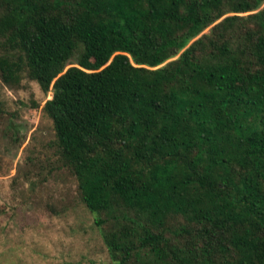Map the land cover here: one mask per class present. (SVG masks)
Wrapping results in <instances>:
<instances>
[{"label":"trees","instance_id":"16d2710c","mask_svg":"<svg viewBox=\"0 0 264 264\" xmlns=\"http://www.w3.org/2000/svg\"><path fill=\"white\" fill-rule=\"evenodd\" d=\"M24 78L112 264H264V0H0Z\"/></svg>","mask_w":264,"mask_h":264},{"label":"rangeland","instance_id":"374dc122","mask_svg":"<svg viewBox=\"0 0 264 264\" xmlns=\"http://www.w3.org/2000/svg\"><path fill=\"white\" fill-rule=\"evenodd\" d=\"M51 96L27 78L17 88L0 79V264H112L61 163L43 111Z\"/></svg>","mask_w":264,"mask_h":264}]
</instances>
